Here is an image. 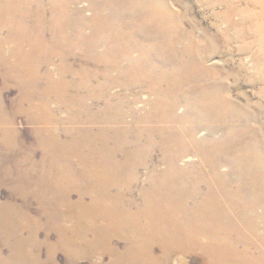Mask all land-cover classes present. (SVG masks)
<instances>
[{
	"label": "rangeland",
	"instance_id": "374dc122",
	"mask_svg": "<svg viewBox=\"0 0 264 264\" xmlns=\"http://www.w3.org/2000/svg\"><path fill=\"white\" fill-rule=\"evenodd\" d=\"M60 1L0 0V9L9 10L0 24V222L6 217L7 224L0 223L1 257L11 255L7 233L14 211L27 214L24 223L38 225L34 240L39 246L19 248L26 254L21 264H110L108 255L87 257L82 242L72 241L75 256L57 244L63 229L74 233L76 217L87 211L134 219L138 211L163 215L155 202L169 201L177 209L192 202L187 209L194 213L212 210L210 199L216 197L229 213L226 219L238 221L237 211H245L264 192V0H151L152 14L159 10L176 29L173 33L182 35V41L172 36L177 47L198 54V69L188 52L172 63L156 50L145 58L154 44L167 39L144 32L159 21L158 13L146 17L143 0H113L109 19L83 24L73 15L91 18L96 9L87 1L65 0V6ZM147 60L149 67L143 63ZM183 62L192 68L183 69ZM150 76L156 80L146 81ZM47 80H65L64 94L50 90ZM200 87L205 92L217 88L220 96L204 98ZM75 101L82 103L81 111ZM222 102L230 104L228 114ZM33 104L47 106L50 125L34 120ZM91 117L98 121L90 122ZM100 131L109 140L121 135L120 146L111 152L113 147L73 145ZM51 135L57 146L39 142ZM253 142L263 157L257 166L248 155ZM93 151L94 160L83 162ZM97 168L128 181L114 184L85 176ZM153 191V205H146L141 197L151 198ZM113 198L131 209L121 204L114 211L108 207ZM97 201L104 208H95ZM85 221V229L91 225L94 234L105 233L103 224ZM217 225L213 230L221 232ZM18 231L29 238L23 227ZM193 232L205 236L199 244L210 242L208 226L198 225ZM112 241L120 251L129 244L122 237ZM161 254L163 264L208 263L200 252L170 255L156 247L154 255Z\"/></svg>",
	"mask_w": 264,
	"mask_h": 264
},
{
	"label": "bare ground",
	"instance_id": "6f19581e",
	"mask_svg": "<svg viewBox=\"0 0 264 264\" xmlns=\"http://www.w3.org/2000/svg\"><path fill=\"white\" fill-rule=\"evenodd\" d=\"M62 1L64 3V6H65L67 2H65V0H62ZM62 1H60V2H62ZM66 1H68V0H66ZM82 1L89 2L90 5L92 6L91 9L92 10L96 9V12H97V14H95L91 18L83 17L82 15L78 16V14L73 15L74 18L76 16V18L78 20L83 21L82 24L86 20L98 21V20L109 19V16L111 13L108 12V6H110L112 4L113 0H69V2H71V3L82 2ZM143 4H144L145 9L147 8V11L144 10L147 12L146 17H154L159 12V10H158V12H155L154 14H152L153 9L150 10V7L155 5V3L153 1L143 0ZM5 10H6V13L9 11L8 9H5ZM55 10L60 11V10H62V8L56 7ZM6 13H4L3 9H0V24H2L5 20L8 19V17L6 16ZM11 14H13V12H11ZM132 14H133V12H132ZM164 19L166 20L165 15L158 13V15L156 16V20L159 22L153 23V24H151L150 27L144 29V32H146V33H149V34L155 33L157 35H160L161 40L163 39V37H165V40L167 39L166 43L163 41L162 42L159 41L160 45L154 44L150 48V50L147 51V54H144L145 58L146 59L152 58L153 57L152 54H154L155 50H156V52H160V54H162L163 58L166 59V62L171 60L170 63H172V62L179 60V57L182 56V54H185L188 52L191 55H193L192 59H194V60L196 59L195 60L196 61L195 62L196 63V69L200 68L199 63L197 61L198 60V54L197 53L194 54L193 53L194 51H192V49H190V48L188 49L186 47L185 49L180 50V48L177 47L179 44V41L173 40L172 36L174 34H177L178 39L181 40L182 35L180 34L179 31H176L175 33H173L176 29L174 28V26L171 23H168V22H170L169 19H167L168 22H165ZM179 21H181V20H179ZM208 40H210V39H208ZM17 51H18V49H17ZM143 63H145L146 67H149V64H147V63H149V60L144 61ZM181 66L183 67V69L192 68L191 64L189 62H183L181 64ZM25 77H27V76H25ZM262 77H263V75H262ZM145 79H146V81H151V80L155 79V76H150L149 78H145ZM263 79H264V77H263ZM65 80L64 81L58 80L57 84L54 81H48L47 80V84H48V87L50 88V90H57V93L60 96H62V94H64V90H65L64 85H66V83H64ZM191 81H192V79H191ZM219 81H220V79H219ZM195 82H196V80H195ZM208 83H209V81H208ZM29 84H31V83H29ZM211 86H213V85H211ZM200 90H201V87H200ZM207 90H208L207 92H205L204 90H201L199 95L203 96L204 98L214 97V93H215L216 97L220 96L216 93L218 91L217 88L213 87L214 92L211 88H208ZM33 98L34 97L32 95V99ZM73 103L77 107L79 106L78 108L81 111V107H82L81 104L82 103L80 105L76 101ZM222 103L224 104V106H223L224 113L228 114V112L230 111V107H229L230 104H227L224 102H222ZM158 105H159V103H158ZM83 109H85V108H83ZM31 110H32V115L34 117V120L39 122V124H40V122H42L43 124L50 125L51 120L49 117V110H48L46 105L41 104L38 106V105L33 104ZM201 111H202V109H201ZM88 112L89 111H86L83 113H88ZM37 115H39V116H37ZM41 115H42V117H41ZM78 115H79V113H78ZM33 117H31V118L33 119ZM233 117L235 119H240V116H237V117L233 116ZM89 121L90 122L91 121L97 122L98 118L97 117H91V119ZM109 121H110V119L105 120L104 123H107ZM236 121H238V120H236ZM104 130H106V129H104ZM44 131L45 130H42V132H44ZM100 132L102 134H97V135H88L87 134L86 137H83L81 140H78V141L75 140L73 145L77 146L75 148L83 146V147H87L91 150H94L95 147H97L98 145L99 146L101 145L103 147L108 146V148L113 147L112 149L109 148L111 152L116 150L120 146V141L122 138L121 135H116V136H114L113 140H111L112 138L109 140V136L105 135L106 132L105 133L102 131H100ZM257 136H258V140L261 141L262 136L260 134L256 135V137ZM258 140H254V141H256L257 145L259 142ZM109 141L110 142L113 141L112 145L109 143ZM229 141H226L225 145L229 146L230 145V143H228ZM39 142L41 144H43L44 146H48L50 148L57 146V144H56L57 140H55V138L52 135L50 136L49 139H42ZM54 144H56V145H54ZM256 144L253 142V144L251 143L250 146H248V147L246 146V147L248 149V155L251 157L252 161L257 166L262 161L263 157L260 156V154H259L260 150H258ZM94 153L95 152L93 151V155L91 154L88 157H84L85 159H82V161L91 163L94 160ZM253 162L251 163V165L253 164ZM61 176H62V174H60L58 177L61 178ZM85 176L87 178H93V179L94 178H100V179H103L106 181H111L114 184L127 183L126 181H128V180H125L124 178L121 181L117 180L114 176H112V174H111V172H109L108 168H97V170H94V171H92V169H90L89 173L88 174L86 173ZM165 176H167V175L166 174L162 175V177H165ZM241 197L242 196H239V199ZM154 198H155V191H153L151 193V198L141 197V199H143V200L145 199L146 205H149V206L153 205L154 201L152 199H154ZM255 198L256 199H254L252 202H248L247 208L245 211H242V210L237 211V214L240 215L238 217V221H236L235 219L233 221L226 219V216H228L229 213L225 210V208L219 207L218 198H216V197H211V199H210V202H211L210 207L212 208V210H210V211H196L194 213H191L190 208L187 209V206H189L188 204H192V202H189L185 207L177 209L174 207V205H176V203H171L169 201H164V202L156 201L155 202V206L163 210V215H151L147 212L138 211L139 213H138L137 217H134V219H132L126 215H124L125 217L113 216V215L107 213L106 211H101L103 213H99L100 216L98 214L94 215L92 212H91V214H89L88 211L82 212L80 216L76 217V226H75L76 230H75V232L69 234V232L67 230L63 229L57 244H59L63 250L65 248L66 250H64V251H66L69 255L72 256L75 253L73 251V249H70L72 241L82 242L81 247L83 249H85L84 254H86L87 257H92L95 254L108 255L110 257V264H163V261H164L163 254H161L160 257H156L154 255V251H155L156 247H160V249L164 250L166 253H168L170 255H172L174 253H182L185 255L196 256L199 254V252L202 254L204 253L203 254L204 256H205V254L207 255V258H206L207 262H208L207 264H264V192L258 193L255 196ZM109 201L111 203H109L108 207L112 208L114 211H117L120 208L121 204L126 205V207L128 209H131V206H132L131 204L130 205L124 204L125 201H123V199H121V198H113ZM98 202L99 201L96 202V204H98V205L95 204L94 207L95 208L97 206H98V208L103 207ZM215 204H218V205L216 206ZM193 206H194L193 209H195L196 206L195 205H193ZM228 206L233 208V210H234L237 208V203H231ZM108 207H107V209H108ZM197 208H202V207H201V205H197ZM255 208L259 209V210H257V212H255L256 211V210H254ZM180 209H183V210L178 212ZM12 213L13 214L10 215V218L12 220H14V222L9 225L10 233H7V235L9 236L8 237L9 242L11 243L10 246L12 248V250L10 252L11 255L7 259H4V257H1V255H0V264H19V263L21 264L22 259L24 258V256L26 254L25 253L21 254L19 251V248L22 249L26 245H28V246L34 245L36 247L39 246V244L36 243L34 240V235L36 233V227L38 225H36L34 223L35 226H32L30 224L24 223V221L28 218V216H27V214L23 213V211L22 212L14 211ZM87 219H88V221L94 220L95 225L97 223L103 224L105 226L104 227L105 233L98 232V233L94 234L93 231L95 230V228L91 227V225H90V228L87 227L88 229H85L83 223H84V220H86L85 222L87 223ZM103 220H104V222H103ZM202 221H203V223H201ZM0 223L3 226H6L7 225L6 224V217H4L2 219V222H0ZM217 224H219V225H217ZM198 225H205V226H208V228H210L211 232L206 235L207 240H209L210 242H208V243L205 242V243L199 244L201 242H199L198 240H200L201 238H205V236H203V235L199 236L193 232V230ZM215 225L220 226L219 229L221 232H219L217 230H213ZM21 227H23L25 231H28L29 238L22 237V238H24V239H22L20 237V232L18 231V229L20 230ZM83 228L85 230H83ZM171 229H173V230H171ZM239 229H240V231H239ZM89 230H90V232H88ZM262 232H263V234H262ZM88 234H90V235H88ZM115 237H120V238L122 237V238L127 239L129 241L128 242L129 244L127 246H125V248H123L124 249L123 251H120L117 247L113 246L114 243L112 241V238H115ZM94 240H95V242H93ZM137 241H139V242H137ZM154 246H156V247H154ZM78 255H81V253L77 254L76 256H78ZM34 256H35V254H34ZM198 256H200V254ZM201 259L203 261L204 258L201 257ZM203 264H206V261H204Z\"/></svg>",
	"mask_w": 264,
	"mask_h": 264
}]
</instances>
